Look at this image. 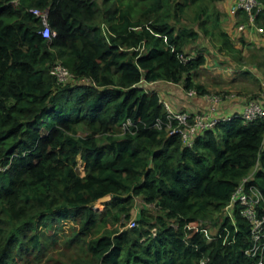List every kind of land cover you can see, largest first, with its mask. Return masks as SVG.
Masks as SVG:
<instances>
[{"label": "trees", "instance_id": "16d2710c", "mask_svg": "<svg viewBox=\"0 0 264 264\" xmlns=\"http://www.w3.org/2000/svg\"><path fill=\"white\" fill-rule=\"evenodd\" d=\"M221 1L0 0V264L46 257L56 243L46 231L64 221L80 226L76 264L255 263L251 224L224 210L255 168L264 205V119L233 115L188 147L153 85L206 93L196 83L206 55L187 54L201 33L178 29L177 16ZM32 9L48 11L51 40ZM215 35L219 52L237 53L226 31ZM57 62L76 79L58 84ZM137 200L159 213L142 208L139 227L115 228Z\"/></svg>", "mask_w": 264, "mask_h": 264}, {"label": "rangeland", "instance_id": "374dc122", "mask_svg": "<svg viewBox=\"0 0 264 264\" xmlns=\"http://www.w3.org/2000/svg\"><path fill=\"white\" fill-rule=\"evenodd\" d=\"M215 7L217 9H215ZM203 8H206V10L203 11ZM215 16L219 21V27L217 26L218 23L215 20ZM177 17L179 18V23L177 25L178 29H194L201 33L200 40L187 49V54L192 52V55H195L198 51H203L207 56V66L209 68L201 69L196 76L197 83L206 89V94L218 95L224 100L227 96L232 94L243 96L245 93H250L253 89L260 86L259 81L256 82L255 79L239 72L244 69L251 70L252 62L247 61L251 59V57L248 58L251 55L254 57V60L252 61H256V59L259 58L258 61L261 62L263 59L262 53L257 49L250 47V49L248 48V53L242 55L243 58L239 61L235 58L237 55H241V53L235 52L234 54L229 55L227 53L224 54L219 52V39L217 35L213 36V32L217 34L219 29L226 31L229 25L233 23V20L229 19L224 10L221 9L220 11L218 9V4L203 3L197 6H189L185 9L183 15H178ZM206 20H208L207 25L205 23ZM206 30H208L209 33H206ZM239 40L240 39H238V41ZM229 60L232 62H229ZM214 62L216 63V66L214 65ZM231 63L235 66L231 65ZM228 70H231V72ZM259 72L262 74L260 70ZM257 75H259V73H257ZM231 112H233V110H230L228 117L232 116ZM240 113L242 114V112ZM84 132L85 131L82 128L79 129V135L84 134ZM83 167V164L79 162L78 169L82 176L84 175ZM111 198V196H107L96 202L93 205L94 211L102 212L105 209V203L110 201ZM142 208H147L154 216L159 213L154 206L146 207L143 202L137 200L135 207L131 212V219L126 220L125 216H122L120 223H118L115 228H120L122 230L129 229L133 227V222L135 223L134 227H139V224L137 223V220L139 219L138 213ZM122 224L125 225V227H121ZM215 224H217V220ZM215 224L214 221L211 223L210 220L205 223L209 241L213 240L218 232V226ZM78 232H80V226L72 221H64L59 228L55 227L53 230L46 231L47 237L51 236V239H56L55 245L48 249L50 251L47 253L46 257H42L39 261L31 258L30 262L27 264H76L75 261L81 254V249L79 246L69 243V241H76Z\"/></svg>", "mask_w": 264, "mask_h": 264}, {"label": "built area", "instance_id": "2783aa9c", "mask_svg": "<svg viewBox=\"0 0 264 264\" xmlns=\"http://www.w3.org/2000/svg\"><path fill=\"white\" fill-rule=\"evenodd\" d=\"M31 12L41 21V34L46 40H51L56 35L52 31L48 22V11L32 9ZM244 13L246 22L237 26L239 33L245 32L248 28L255 29L258 33L264 34V28L258 26V20L262 13L260 0H235L232 7L234 15ZM51 74L55 77L58 84H68L76 77L61 62H57L51 69ZM89 84H92L90 80ZM187 96H200L201 100L209 104L208 111L191 112L188 110L176 111L166 101L162 103L168 113V130L171 134H179L183 143L188 147H193L196 138L206 130L214 129L220 122L231 120V117H215L214 112L217 106L222 102V98L214 94H198L196 90L185 92ZM234 116H239L247 122L264 119V107L259 103L258 98L251 99L244 111ZM176 122V126H173ZM3 170V169H0ZM255 170L248 176L244 177L235 189L230 202L225 207L224 213L235 223L234 209L238 207L240 214L251 224V247L246 251L248 257L254 258V264H264V205H262L263 196L257 187L250 182L253 180ZM133 227L135 223L133 222Z\"/></svg>", "mask_w": 264, "mask_h": 264}, {"label": "crops", "instance_id": "0c3cea01", "mask_svg": "<svg viewBox=\"0 0 264 264\" xmlns=\"http://www.w3.org/2000/svg\"><path fill=\"white\" fill-rule=\"evenodd\" d=\"M216 4H218V9L220 11L221 9L224 10L226 15L229 17V19L233 20V23L231 24L229 23L230 25L226 30V32L228 33V36L233 46L237 50V52L241 53V55H237L235 59H238L240 61L243 58L242 55L248 53V48L250 49V47L257 49L260 53H262L263 59L261 62L258 61L259 58L256 59V61H252L254 60V57L252 55L249 56L248 58L251 57V59L247 61H251L252 63H254L252 64L250 62L251 70L244 69L243 70L244 72L243 71L239 72L241 74H244L245 76L255 79L256 82L259 81L260 86H258V88L256 89H253L250 93H245L243 96L237 94H232L230 96H227L226 99L222 100V102L218 104L217 110L214 112L213 116L227 117L229 116L228 114H230V110H233V112H231L232 116L240 112H243L248 102L251 99H255V98H258L259 103L261 104L262 107H264V34L258 33L253 28L252 29L248 28L243 33L238 32L237 26L241 24L243 21L241 14L234 15L232 13V7L235 5V0H224L221 2H217ZM261 5H262V13L258 21V26L264 28V0L261 2ZM215 9L217 8L215 7ZM218 13L220 14L219 11ZM238 39L240 40L238 41ZM221 53L225 54L227 52H221ZM207 61L208 59L206 56V65L203 68H209L207 66ZM229 62L232 61L229 60ZM214 65L216 66L215 62ZM231 65H233V63H231ZM259 70L261 71L262 74H260ZM228 71L231 72V70ZM257 73H259V75H257ZM153 85L156 87V90L158 91L160 98L163 101H166L169 104H171V106L175 110H188L195 113L200 111H208L209 109V104L203 102L200 96H194V97L187 96L182 86L180 85L165 83V82H158Z\"/></svg>", "mask_w": 264, "mask_h": 264}]
</instances>
